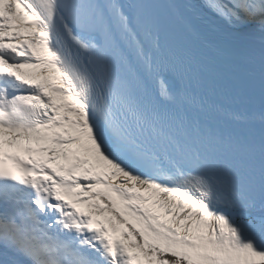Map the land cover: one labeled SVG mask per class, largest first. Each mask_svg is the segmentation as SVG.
<instances>
[{
  "label": "snow or ice",
  "instance_id": "obj_1",
  "mask_svg": "<svg viewBox=\"0 0 264 264\" xmlns=\"http://www.w3.org/2000/svg\"><path fill=\"white\" fill-rule=\"evenodd\" d=\"M0 264H264V0H0Z\"/></svg>",
  "mask_w": 264,
  "mask_h": 264
}]
</instances>
